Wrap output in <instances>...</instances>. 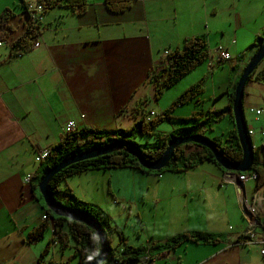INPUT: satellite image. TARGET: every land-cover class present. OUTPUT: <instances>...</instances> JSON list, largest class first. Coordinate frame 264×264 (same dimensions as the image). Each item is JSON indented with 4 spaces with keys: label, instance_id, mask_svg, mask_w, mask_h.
<instances>
[{
    "label": "crops",
    "instance_id": "1",
    "mask_svg": "<svg viewBox=\"0 0 264 264\" xmlns=\"http://www.w3.org/2000/svg\"><path fill=\"white\" fill-rule=\"evenodd\" d=\"M36 2L0 0V16L6 8L14 13L9 21L13 30L0 39V264H78L77 258L70 257L74 241L64 250L53 243L42 262L38 261L52 227L38 242L26 241L28 231L45 214L44 203L33 188L43 163L35 161L38 152L58 144L68 131L127 129L143 114L148 118L151 111L158 114L151 106L155 99L151 71L165 62L167 50L182 46L194 35L206 36L211 56L187 74L191 78H182L187 83L175 99L202 79L204 92L197 102L177 107L172 114L187 118L202 111L203 120L210 112H218L213 137L227 138L235 125L227 109L228 92L258 49L255 40L264 32V0H196L197 4L192 0H133L123 13L111 12L104 0H88L81 15L58 4L44 14L39 44L11 56V43L26 30L24 6ZM217 45L228 49L230 60L218 61ZM255 83L260 93L245 92V109H264V81ZM68 122H74V127L69 129ZM166 122L168 131L195 124L180 119ZM249 123L257 130L254 148L261 149L264 116L251 118ZM89 178L103 182L104 189L107 186L108 194L102 191L98 206L124 232L127 243L154 248L143 264H264L263 224L248 221L242 214L243 195L236 175L210 161L181 173L149 174L135 167L93 169L68 176L61 187L93 203L83 190H89ZM249 182L253 188L257 184L248 180L247 190ZM247 197L264 213V184L255 196L248 190ZM114 207L135 222V235L127 233V223L116 219ZM238 208L243 221H239ZM250 229L255 234L253 242L244 235ZM196 230L219 234L221 240L215 244L188 241L170 250L156 248L175 235Z\"/></svg>",
    "mask_w": 264,
    "mask_h": 264
},
{
    "label": "trees",
    "instance_id": "2",
    "mask_svg": "<svg viewBox=\"0 0 264 264\" xmlns=\"http://www.w3.org/2000/svg\"><path fill=\"white\" fill-rule=\"evenodd\" d=\"M45 1L47 7L51 8L55 5H65L71 8L73 12L78 15L84 14L88 8V0H39ZM133 0H104L106 7L114 13H123L132 5ZM47 11V9L45 10ZM14 17L11 9L6 8L0 16V39L7 36V30H13L9 21ZM43 22L27 21L26 30L24 33L11 43V56L22 55L39 44V38L42 34ZM264 40V32L260 34L256 40L255 45L259 47ZM166 60L163 64L155 66L150 74L151 82L155 90V99H159L165 91L173 87L178 81L195 69L200 63L204 62L210 57V47L205 35H194L187 37L182 46H177L173 49L167 50ZM261 64V63H260ZM260 66V65H259ZM241 75L239 76V78ZM238 78V80H239ZM255 79L257 81H264V66L256 70L249 76L248 80ZM238 80L229 90V105L227 109L232 113V104L234 92ZM205 81V79H204ZM203 79L188 87L176 99L170 108L165 109L163 113H158L151 119H147L144 114L133 124L132 129H117V130H98L94 128H85L81 130L68 131L61 138L60 142L48 149L47 157L42 161L46 162L42 173L37 176L38 180L33 184L34 189H38V185L44 173L54 164L60 162L73 154L92 149L95 146H90L91 143L101 142L99 146L112 143L114 141H127L137 146L142 155L148 160H156L159 158L168 146L170 139L177 136H188L193 134H202L206 136L205 131H195L194 126L202 129H213V124L219 118L218 112H210L207 118L201 120L205 112H194L187 118H175L173 111L182 105L197 102L199 96L204 92ZM244 101V100H243ZM137 110H139L137 108ZM234 121V117L232 114ZM180 119L185 121H195V124L189 127L176 128L173 131H161L157 135V142L154 147L144 149L139 143L134 140H127L124 136L115 135L118 130L127 132L128 134L138 126L137 133L140 135H154V131L159 125L166 121ZM227 137V136H226ZM213 145L231 162L240 163L243 156V151L237 136L236 127L232 133L225 139L220 136L210 138ZM107 140V141H106ZM189 147V148H188ZM264 148V147H262ZM259 148L255 149V157L252 164V170L257 172L258 181L257 187L264 184V157H260ZM264 152V150H263ZM210 161L222 170H225L215 159L213 152L204 146L198 145L194 142H188L176 147L175 152L167 166L160 170H149L142 167L136 157L132 156L126 148L117 149L111 153L100 155L94 158L82 160L71 164L60 172H58L49 187L52 190L54 197L61 204L71 207L76 210H81L96 219L98 223L106 232L108 241V258L102 264H133L148 260L152 254L151 246H130L124 235V232L116 225H112L111 217L101 207L96 204L83 201L78 198L74 192L66 186L61 187V183L68 177L74 174H79L84 171L93 169H108L121 167H135L143 172L149 174H162L166 171L181 173L197 167L199 164ZM241 173V172H239ZM42 200L43 196L39 193ZM44 200V199H43ZM45 203V201L43 202ZM46 218L41 221L39 225L33 226L26 234V241L28 243H36L45 236V232L52 227V236L49 239L46 248L40 255L38 261L41 263L43 257L49 252L53 243L61 246L62 250L71 247V241L75 242L74 252L70 256L78 259V264H87L91 260H95L100 251V240L97 236L96 230L82 222L74 221L61 214L54 213L44 204ZM257 220L264 226V215L258 213ZM115 232L118 236L119 242L117 247H112L111 233ZM221 240L219 234L211 233L205 230H196L192 232L181 233L173 236L163 245H158L157 249L170 250L178 247L185 242H195L203 244H215ZM122 246V247H120Z\"/></svg>",
    "mask_w": 264,
    "mask_h": 264
},
{
    "label": "water",
    "instance_id": "3",
    "mask_svg": "<svg viewBox=\"0 0 264 264\" xmlns=\"http://www.w3.org/2000/svg\"><path fill=\"white\" fill-rule=\"evenodd\" d=\"M264 60V40L263 43L259 46L256 53L253 55L251 60L248 62L247 66L243 70V73L238 80V83L235 88L233 104H232V114L234 117V122L236 126L237 136L243 151L242 160L240 163H233L228 160L214 145L211 139L202 135V134H193L188 136H173L168 142V146L164 153L157 158L156 160L146 159L141 150L134 144L127 141H114L112 143L106 144L104 146H99L93 149H88L77 154H73L67 158H64L60 162L51 166L44 173L38 188L40 193L43 196V199L49 209H51L56 214H61L66 218H69L74 221L85 223L93 227L97 236L100 240V251L99 255L95 260L89 261L87 264H102L108 258V241L106 237V232L102 226L98 223L96 219L91 217L84 211L76 210L71 207H67L56 200L52 190L49 187V183L52 181L54 176L60 172L65 167L74 164L76 162L94 158L100 155L111 153L117 149L126 148L128 152L137 158L140 165L149 170H160L167 166L168 162L174 155L176 147L179 145L194 142L198 145L209 148L217 162L228 171V173H237V172H246L252 169V164L254 161L255 153L253 143L247 132V123L244 113V91L245 85L249 76L256 70L259 64Z\"/></svg>",
    "mask_w": 264,
    "mask_h": 264
},
{
    "label": "rangeland",
    "instance_id": "4",
    "mask_svg": "<svg viewBox=\"0 0 264 264\" xmlns=\"http://www.w3.org/2000/svg\"><path fill=\"white\" fill-rule=\"evenodd\" d=\"M191 3L192 4L196 3V0H192ZM213 48L214 47L212 46L211 49H213ZM263 66H264V60L261 62L260 66H259V69L262 68ZM196 70L197 69H195L192 72H195ZM189 76L190 75H187L186 78H188V79L191 78V76L190 77ZM184 80L185 79H182L177 85H175L171 89L165 91L163 93V95L159 99H157L156 102L158 103V105L155 104L156 103L155 102V99L154 100L152 99L151 101L154 102V103H151V106L153 107L155 105L154 106V109L156 111H158L159 113H163V111L165 109L170 108L171 105L173 104V101H174L176 95H178V93L180 92V90H182V86L184 87V85L187 83ZM255 82H256L255 79L248 80L246 82L245 91L244 92H246L249 89L253 93L259 94L260 93V90L258 89V87H257V85H256ZM251 86H253V87H251ZM161 109H163V110H161ZM247 119H249V115H247ZM219 120L220 119L218 118L216 122H218ZM166 124H167V122L166 123L162 122L159 125V127L154 131V135H150V136L138 134L137 133L138 126L135 129H133L129 134L127 132L118 130L115 135L124 136V137H126V139L128 137L127 140H134L135 143H137V144L139 143L144 149H146L148 147H154L155 146V143L157 142V135L160 134L161 131H166L167 130V128H165L166 127ZM219 124L221 126H225L222 121L219 122ZM131 127H129V128L132 129ZM202 128L203 127L197 128V127L194 126L192 129H194L195 131H203L204 130L205 133H206V137H208L209 139H210V137H213L212 130H210V129H202ZM122 129L124 130V128H122ZM101 142L91 143L90 146H95L94 148H96V147H98V145L101 144ZM46 165H47L46 162H44V163L41 164V169H40L39 173H42V171L44 170V168H45ZM37 180H38V178L36 177L35 178V181H37ZM88 181H89L88 182L89 190L83 189L84 190V193H87V194L90 195V197H91V201L90 202H93L94 204H97L98 205V203L100 201V197H103V194H104V193H102V191L105 192L106 194H108V188L106 186V188L104 189L102 187L103 182H101L100 180L96 181V178H95V180H93L92 178H89ZM107 182H108V180H107ZM247 188L249 190V194H255L256 193L255 187L253 188V182H249L247 184ZM37 191H38V193H40L39 188L37 189ZM42 201L44 202L43 198H42ZM113 213H114V216L116 217V219L122 225H125V223H127V233H130L131 235H135V234H133V230H134V226L133 225L135 224V222L132 221L131 219L128 221L127 220V216L124 214V212L122 210L119 209V207H114ZM119 215H121V216H119ZM237 215L240 218L239 221L240 220H242V221L244 220L243 217H241L240 208H238V210H237ZM237 224H239V222H237L236 224H232V225H237ZM46 233H45V236H46ZM132 238H134V237H132ZM117 242H118L117 235H115L114 233H111V244H112V247H117L118 246ZM143 261H140V262H137V263L138 264H143Z\"/></svg>",
    "mask_w": 264,
    "mask_h": 264
},
{
    "label": "clouds",
    "instance_id": "5",
    "mask_svg": "<svg viewBox=\"0 0 264 264\" xmlns=\"http://www.w3.org/2000/svg\"><path fill=\"white\" fill-rule=\"evenodd\" d=\"M36 3H43V2H40L39 0H37V2ZM36 3H32V4H36ZM29 4H31V3H29ZM28 4H25V6H24V12H25V14H26V16H27V21H30V15H29V12L26 10V6H27ZM46 9H48V7L46 8ZM46 12V11H45ZM45 12H44V14H45ZM43 21H44V15H43ZM42 21V22H43ZM0 42H1V44L3 43V41L2 40H0ZM218 46H223V45H217L216 47H215V51H216V53H217V57H218V61H222V60H230L231 59V54H230V52L228 51V49L225 47V46H223L227 51H228V53L230 54V58L229 59H222V58H220V56H219V54H218V52H217V48H218ZM259 48V47H258ZM258 50V49H257ZM165 54L167 55L168 54V52L166 51L165 52ZM210 56H211V53H210ZM251 60V59H250ZM260 65V64H259ZM247 66V65H246ZM259 67V66H258ZM245 69V68H244ZM243 73V72H242ZM242 75V74H241ZM240 79V78H239ZM248 81V80H247ZM238 83V82H237ZM244 95H245V92H244ZM243 100H244V98H243ZM243 105H244V101H243ZM251 108H253V109H259V110H263V113L261 114V115H254V114H252V113H250V109ZM244 113H245V119H246V123H247V132H248V135H249V137H250V139H251V141H252V143H253V146L255 145L254 144V140H253V138H254V135H255V133H256V129L253 127V126H251L250 125V123H249V120H251V118H259V117H262V116H264V109H262V108H257V107H250V108H248V109H245V107H244ZM157 113H155V112H153V111H151L150 112V114L148 113V115H149V118H148V116L146 117L148 120L149 119H151L152 117H154L155 115H156ZM247 115H249V119H247ZM234 124H235V122H234ZM74 127V126H73ZM236 127V126H235ZM72 128V127H71ZM250 128H253L254 129V131H255V133H254V135H251L250 133H249V130H250ZM70 129V128H69ZM263 132L264 131H262L261 133L263 134ZM264 135V134H263ZM255 149L256 148H254V153H255ZM43 151H47L48 152V150H43ZM41 152V151H40ZM39 153V152H38ZM48 155V154H47ZM47 157V156H46ZM45 159V158H44ZM43 159V160H44ZM42 160V161H43ZM36 161V160H35ZM42 161L41 162H37L38 164H41L42 163ZM227 171V170H226ZM228 172V171H227ZM228 174H232V175H236V178H235V183H236V186L238 187V189L242 192V195H243V203H242V214L244 215V217L248 220V221H254V222H257L258 224H261L258 220H257V217H258V213H261V214H263L264 215V213L263 212H261V211H258V209H257V206L256 205H254V204H252V203H249L248 201H247V192H248V190L246 189V185H245V182H247L248 180H254V181H258V174H257V172H255V171H253L252 169L250 170V171H246V172H241V173H239V172H237V173H228ZM242 174H244V175H246V176H251V175H253V174H256V179H247L246 181H240L239 180V176L240 175H242ZM31 178H32V175H31ZM31 180V179H30ZM240 185H242V187H240ZM260 187L261 186H259V187H257V184H256V186H255V191H256V193L254 194V196L255 195H257L258 194V192H259V189H260ZM255 199H257L258 200V196H256V198ZM247 205H249V206H253L255 209H256V213H255V215L254 216H251V217H247L246 216V214H245V212H244V209H245V207L247 206ZM45 215V214H44ZM43 215V216H44ZM43 216H42V220H43ZM247 232H250V234H247ZM247 232H245L244 233V235L246 236V237H249L250 238V240H252V242L255 240V234L252 232V229H250V230H248ZM251 234L254 236L253 238L251 237ZM150 259V258H149ZM148 259V260H149Z\"/></svg>",
    "mask_w": 264,
    "mask_h": 264
},
{
    "label": "built area",
    "instance_id": "6",
    "mask_svg": "<svg viewBox=\"0 0 264 264\" xmlns=\"http://www.w3.org/2000/svg\"><path fill=\"white\" fill-rule=\"evenodd\" d=\"M47 8V3L45 1H43V3H36V4H28L26 6V10L29 12L30 15V20L32 22H41L43 21V15L44 12ZM1 44V42H0ZM217 52L220 56V58L222 59H229L230 58V54L228 53V51L223 47V46H218L217 48ZM250 113L254 114V115H261L263 113V110H259V109H250ZM74 126V122H68L67 127L71 128ZM249 133L251 135H254L255 131L253 128H250ZM264 134V132H263ZM48 152L47 151H41L37 154L36 156V162H41L44 158H46ZM31 179V174L27 175V181L30 182ZM247 179H256V174H253L251 176H246L244 174L239 176V180L240 181H246ZM240 187H242V185H240ZM244 212L246 214V216L249 218L251 216H254L256 213V209L253 206H249L247 205L244 209ZM46 216H43V219H45ZM247 234H250V232H247ZM251 237L253 238L254 236L251 234Z\"/></svg>",
    "mask_w": 264,
    "mask_h": 264
}]
</instances>
